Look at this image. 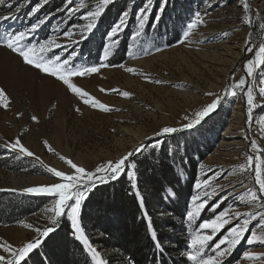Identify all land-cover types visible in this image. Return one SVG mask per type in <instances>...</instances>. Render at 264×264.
<instances>
[{"label": "rangeland", "instance_id": "1", "mask_svg": "<svg viewBox=\"0 0 264 264\" xmlns=\"http://www.w3.org/2000/svg\"><path fill=\"white\" fill-rule=\"evenodd\" d=\"M60 1L47 0L44 3V0H0V17H10L0 20V34L5 31H22L47 16V22L37 30L36 41L42 42L52 36L58 43L69 44L64 58L75 51V65L91 66L84 61L85 45L105 26V47L110 45L107 33L120 19L121 13L115 21L107 24L104 17L109 4L93 32L81 41L78 34L66 38L63 32L73 25L87 23L81 17L86 11L93 10L97 0H76L70 6L80 10L73 12L70 19L68 0L57 5ZM194 1L193 14L187 23L196 12L201 13L204 23L193 29L189 37L183 36L187 23L181 27L180 41L172 46L166 47V33L162 35L152 28L150 34H147L146 25L151 15L157 12L161 17L163 12L160 11L162 0H152L151 13L142 33L136 38L131 36L134 44L128 59L118 65L107 63V58L118 47V43L110 49L106 59L105 48L101 53L100 60L103 59L109 66L91 75L72 78L78 87L107 104L112 109L108 112L85 105L62 81L25 64L19 55L0 45V87L10 97L8 108L0 105V190L36 195L25 193L23 189L60 182L47 171L45 165L68 173L73 171L61 156L71 159L86 170H94L100 163L114 161L134 151L141 143L166 135H157L163 127L186 130L183 125L191 122L198 111L220 96L223 97L222 102L212 116L201 125L187 129H198L213 144L212 150L197 167L195 184L203 182L214 173H222L210 187L202 190L211 192L212 188H216L210 204L226 198L217 211L227 208L241 212H264V208H260L257 203L249 204L237 199L239 194H246L258 187L254 180V169L249 168L240 175L238 166L247 165L248 155L259 156L264 161V95L259 93V88L264 86L259 83L264 73L247 77L245 68L246 61L254 59V53L246 49L251 46L258 51V46L264 43V0H248L250 8L247 12L243 8L244 0ZM144 2L128 1V6L123 10L129 11L127 21ZM36 3L43 6L34 15H29ZM17 7L20 8L19 12L16 11ZM136 30L137 20L134 32ZM125 32L126 28L117 37L119 42ZM159 35L163 38L155 44L142 42ZM70 40L79 43L71 45ZM54 51L58 54L61 49ZM129 67L136 71H126ZM242 77L248 81L245 88L233 89L232 86ZM156 80L164 83L157 84ZM248 88L253 90L256 105L250 114L246 99ZM112 89L118 91H108ZM124 91L131 95L123 96L121 93ZM231 91H235L236 95L228 94ZM32 116H36L37 120H32ZM17 137L34 153L33 156H24L18 150L12 152L5 147ZM252 141L256 142L257 148H253ZM49 145L54 151L49 150ZM183 177L186 179L185 175ZM195 184L193 195L198 194ZM45 196L50 197V202L40 211L18 223H0V241L6 240L20 246L38 238L39 233L35 229L43 231L52 223V213L48 209L52 207L54 199ZM191 206L194 205L190 202ZM212 215V211L205 210L201 220ZM191 223L190 231L193 234L198 221ZM24 224L33 227L29 229ZM257 234L264 235V229H257ZM91 244L100 251L96 245ZM244 251L264 253V244L257 242L249 245L246 240L242 241L235 252L226 258V264H237V261L239 264H264V258L243 259Z\"/></svg>", "mask_w": 264, "mask_h": 264}, {"label": "trees", "instance_id": "2", "mask_svg": "<svg viewBox=\"0 0 264 264\" xmlns=\"http://www.w3.org/2000/svg\"><path fill=\"white\" fill-rule=\"evenodd\" d=\"M128 1L118 0L108 6L104 17L107 24L118 18ZM194 2L166 0L159 22L153 26L157 12L148 20L147 34L153 28L154 32L167 34L166 47L178 43L181 27L193 14ZM135 27L136 12L132 13L118 47L107 58L109 65L128 59ZM105 30L106 26L99 29L85 45V62L91 65L101 62ZM162 35L142 42L155 44ZM157 141L161 142L159 146L152 147ZM143 144L147 145L143 152L131 158V163L136 164L134 181L125 172L116 180L97 184L87 194L82 202V227L106 264H192L185 255L192 226L186 219V211L194 194L197 167L213 144L198 129L177 131ZM133 182L136 188L132 187ZM49 202L50 197L45 195L0 190V223H18ZM47 227L55 231L46 238L39 237L43 242L30 254L27 264H93L75 238L66 215Z\"/></svg>", "mask_w": 264, "mask_h": 264}, {"label": "snow or ice", "instance_id": "3", "mask_svg": "<svg viewBox=\"0 0 264 264\" xmlns=\"http://www.w3.org/2000/svg\"><path fill=\"white\" fill-rule=\"evenodd\" d=\"M76 0H68L69 7L67 12L69 19L73 12H77L79 8H72L70 5L74 4ZM114 0H97L93 10L86 11L85 15L81 19L87 21L83 25H73L68 30L63 32V36L71 38L74 35H79L80 40L88 38L93 30L96 28L98 19L106 11L109 4ZM47 3V0H44ZM152 0H145L144 5L140 7L136 12L137 30L133 33V38L139 37L142 33L145 24L151 13ZM166 4V0H162L160 11L162 12L163 6ZM43 5L36 3L32 8L29 15L37 13ZM211 6V5H210ZM243 8L247 12L250 8L248 0H244ZM16 11L19 12L20 8L17 7ZM206 14V13H205ZM127 17H129V11L125 10L121 13L120 19L110 28L107 33V39L111 41L110 45H106L104 50V59L108 57L109 51L112 47H115L119 40L117 37L127 27ZM10 17H0V20H7ZM159 13L156 16V21L159 20ZM49 17L41 18L37 23H33L29 28H26L18 32H7L0 34V45L10 49L13 53L19 55L23 62L27 65L34 66L36 69L43 73L49 74L52 77L62 81L64 85L74 94H76L80 100L87 106L92 108H99L105 112L112 109L104 103H101L98 99L91 96L83 88L78 87L73 82V77H83L99 72L100 68L107 67L106 63L101 60L99 65H75L74 60L77 55L75 51L64 58L65 52L69 50V44L58 43L57 40L49 36L47 39L36 41L37 30L44 25ZM246 22H250L246 20ZM204 20L201 17L200 12L194 13L192 19L186 24V30L183 32L185 38L189 37L192 30L199 24H203ZM79 29V32H77ZM79 43L76 40H70L71 45ZM55 49H61L60 53H56ZM159 50V49H157ZM250 53H254V59L250 58L246 61V76L252 77L258 73H264V43L258 46V51L254 47H248L246 49ZM123 67V65H121ZM128 72H135L134 68H127ZM155 83L160 84L164 81L156 80ZM248 83L246 78H241L232 87L233 89H244ZM259 83L264 85V75L260 76ZM101 91H106L101 89ZM108 91H118L116 89ZM259 93L264 95V86L259 88ZM123 96L128 97L131 94L127 91L121 93ZM232 96L236 95L235 91L228 93ZM206 95H213L212 93H206ZM223 97L216 96L210 103L204 106L200 111L195 114V118L191 122L183 125L184 129H193L194 127L201 125L218 109L222 102ZM246 99L248 104L249 114L252 112L254 104L253 90L248 88L246 91ZM10 104V97L6 93L5 89L0 87V105L4 108H8ZM76 111H80L79 108ZM19 115V113H18ZM32 120H37L36 116H32ZM180 129L174 127H163L160 133L157 135L175 133ZM161 142L157 141L152 147H158ZM47 145V141H45ZM253 148H257L255 141H252ZM12 152H18L24 156H33L27 147H25L19 137L14 142H9L5 145ZM49 150L51 146L49 145ZM147 145L141 143L134 151H130L116 160H108L106 162L98 164L94 170H86L85 167L74 163L71 159L61 156L60 158L65 161L67 165L73 170L71 173L57 170L55 167H49L45 165L47 171L54 177L58 178L60 182L52 183L50 185H40L24 188L25 193L36 195H49L54 199V203L49 212L52 213L50 220L52 224H57L59 219L63 216H67L70 220L71 228L73 229L75 238L81 242L85 249V252L89 254L93 260V264H106L105 259L101 257V252L98 251L90 243L89 237L85 234V229L81 223V209L82 202L87 199V194L90 193L92 188L99 183H107L109 180H116L122 174L127 172L131 180H135L136 164L131 163V158L134 155H138L143 152ZM54 151V150H53ZM39 160V157L36 158ZM254 169L255 184L258 186L255 190H251L246 194H239L237 199L244 203H257L260 208H264V161H261L259 156L248 155L247 165L240 164L238 166V173L243 175L249 170ZM222 173H214L213 176L208 177L203 182H197L195 188L197 189L196 195L191 197V206L186 211V219L191 223L198 221V226L187 242V251L185 252L186 258L192 262V264H226V258L230 257L235 250L241 245L242 241L252 245L257 242L264 244V235H258L257 229H264V212H241L232 211L230 209H224L217 211L220 208V204L226 198L218 199L215 203H211L212 196L216 194V188H212L211 192L202 191L210 187L213 181ZM133 188L137 185L133 182ZM218 187H220L218 185ZM139 195V193H137ZM247 197V199L245 198ZM210 210L213 215L210 218L202 219V212ZM255 222V227L253 224ZM23 224V222H21ZM26 228L31 229V224H24ZM35 231L39 233V237H48L50 233L55 231L53 227H47L43 231L40 228H36ZM246 233L250 235L246 236ZM36 238L33 241L22 243L20 246H16L6 240L0 241V264H27L30 254L34 250L38 249L42 244V239ZM219 237V239H217ZM242 258L245 260H256L264 258V253H256L252 251H244ZM237 264L239 262L237 261Z\"/></svg>", "mask_w": 264, "mask_h": 264}, {"label": "bare ground", "instance_id": "4", "mask_svg": "<svg viewBox=\"0 0 264 264\" xmlns=\"http://www.w3.org/2000/svg\"><path fill=\"white\" fill-rule=\"evenodd\" d=\"M238 113V112H237ZM230 130V129H229ZM133 132V131H132ZM236 141V140H235ZM225 146V145H224Z\"/></svg>", "mask_w": 264, "mask_h": 264}]
</instances>
